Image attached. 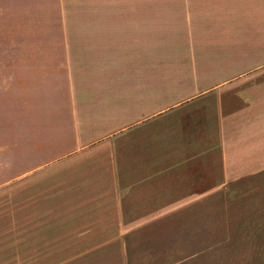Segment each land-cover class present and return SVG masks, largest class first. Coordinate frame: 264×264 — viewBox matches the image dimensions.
Here are the masks:
<instances>
[{"label":"crops","instance_id":"obj_1","mask_svg":"<svg viewBox=\"0 0 264 264\" xmlns=\"http://www.w3.org/2000/svg\"><path fill=\"white\" fill-rule=\"evenodd\" d=\"M215 199L264 264V0H0V249L213 264Z\"/></svg>","mask_w":264,"mask_h":264},{"label":"rangeland","instance_id":"obj_2","mask_svg":"<svg viewBox=\"0 0 264 264\" xmlns=\"http://www.w3.org/2000/svg\"><path fill=\"white\" fill-rule=\"evenodd\" d=\"M218 174L221 173V169H218ZM41 180L39 179V186L37 187L39 191H43L46 189V185L41 184ZM48 186V185H47ZM213 185H208V188L212 187ZM19 187L12 185L11 187L6 189L7 191H14V188ZM205 186L199 185V190L203 191L207 188H204ZM219 186H215V193L221 192V189L219 190ZM21 192L22 190H15V192ZM206 201V200H205ZM205 201H199L198 206V215L196 218L198 219L197 223V235L199 236V240L201 243V240H204L207 237V234L209 236H213V245L214 247L211 248L213 251V258L211 261L213 264H240L239 258H238V241L236 239L235 243H232V239L229 237V231L227 227L224 225V213H223V201L215 199L213 202L209 201L208 204L210 205L208 208L206 207L207 204ZM8 207L12 205L14 202L7 201ZM16 205H21L22 202H15ZM16 208H22L23 205ZM196 212V213H197ZM207 219L209 222H212L213 225V231L212 234L206 232V221ZM12 236L14 234L8 233L7 236ZM204 238V239H202ZM198 240V239H197ZM15 245H22V243H14V242H7L6 248L0 249V264H56L60 262L62 258L57 253H54V251H50L47 249H34V248H22V247H16ZM204 253H206V250H203ZM210 251V250H209ZM194 252H201V250H195ZM170 255V249H168V258ZM195 261H201L200 264H206L205 258L198 257L194 259ZM62 261V260H61ZM188 264V259L185 260ZM210 261V262H211ZM211 262V263H212Z\"/></svg>","mask_w":264,"mask_h":264}]
</instances>
